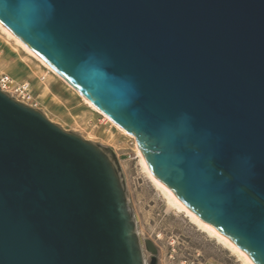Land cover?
<instances>
[{"label":"water","instance_id":"obj_1","mask_svg":"<svg viewBox=\"0 0 264 264\" xmlns=\"http://www.w3.org/2000/svg\"><path fill=\"white\" fill-rule=\"evenodd\" d=\"M0 23L264 264V0H0ZM126 158L0 88V264H158Z\"/></svg>","mask_w":264,"mask_h":264},{"label":"rangeland","instance_id":"obj_2","mask_svg":"<svg viewBox=\"0 0 264 264\" xmlns=\"http://www.w3.org/2000/svg\"><path fill=\"white\" fill-rule=\"evenodd\" d=\"M6 77L12 82L6 91L19 101L43 111L65 130L112 148L118 158L127 157L120 166L138 232L156 245L158 264H242L216 240L195 228L185 215L167 211L164 198L142 171L131 137L119 132L79 93L0 33V79ZM144 252L148 263L150 255Z\"/></svg>","mask_w":264,"mask_h":264},{"label":"bare ground","instance_id":"obj_3","mask_svg":"<svg viewBox=\"0 0 264 264\" xmlns=\"http://www.w3.org/2000/svg\"><path fill=\"white\" fill-rule=\"evenodd\" d=\"M0 33H3L8 38L12 39L15 44L23 49L30 56L36 58L42 65L46 66L47 69L52 71L50 67H48L43 61H41L32 51H30L23 43H21L16 37H14L1 23H0ZM56 76H58L54 71H52ZM61 79V77L58 76ZM62 80V79H61ZM11 81V80H10ZM63 81V80H62ZM12 83V82H10ZM66 83V82H65ZM67 84V83H66ZM67 86L72 89L74 92L78 94V92L73 89L71 86L67 84ZM12 95V94H11ZM80 95V94H79ZM81 96V95H80ZM82 97V96H81ZM85 102H87L92 108L96 109L89 101H87L84 97H82ZM98 110V109H96ZM104 117L108 120L119 132L124 135H127L122 129H120L117 125H115L110 119H108L105 115ZM128 136V135H127ZM134 140V139H133ZM135 154L138 156L142 171L146 175V177L153 184L155 190L163 197L167 205L168 212H174L175 214L185 215L190 223L197 228L200 232L205 233L209 238L216 240L220 245H222L226 250L231 252L233 256H235L238 261L242 264H254L238 247H236L231 241L220 235L216 232L211 226L205 223L202 219L197 217L195 214L190 212L176 197L175 195L168 190L164 185H162L152 174L147 164L145 158L141 155L139 150L135 146ZM167 213V212H166Z\"/></svg>","mask_w":264,"mask_h":264},{"label":"built area","instance_id":"obj_4","mask_svg":"<svg viewBox=\"0 0 264 264\" xmlns=\"http://www.w3.org/2000/svg\"><path fill=\"white\" fill-rule=\"evenodd\" d=\"M10 82L11 81L8 77L0 79V88L4 91L8 90L9 86L12 84Z\"/></svg>","mask_w":264,"mask_h":264},{"label":"flooded vegetation","instance_id":"obj_5","mask_svg":"<svg viewBox=\"0 0 264 264\" xmlns=\"http://www.w3.org/2000/svg\"><path fill=\"white\" fill-rule=\"evenodd\" d=\"M145 250V249H144ZM150 255V254H149ZM150 260H151V256L149 257V261H148V263L150 262Z\"/></svg>","mask_w":264,"mask_h":264}]
</instances>
